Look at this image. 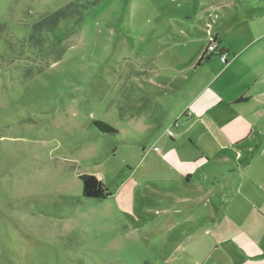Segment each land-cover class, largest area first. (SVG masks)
I'll use <instances>...</instances> for the list:
<instances>
[{"label": "rangeland", "instance_id": "374dc122", "mask_svg": "<svg viewBox=\"0 0 264 264\" xmlns=\"http://www.w3.org/2000/svg\"><path fill=\"white\" fill-rule=\"evenodd\" d=\"M91 1L61 43L44 27ZM166 1L0 0V264H172L181 232L232 205L225 178L264 176L260 152L248 166L250 149L225 163L198 146L210 118L198 127L186 110L210 80V57L191 65L209 36L161 23ZM82 174L110 195L85 197ZM239 214L219 224H264Z\"/></svg>", "mask_w": 264, "mask_h": 264}, {"label": "crops", "instance_id": "0c3cea01", "mask_svg": "<svg viewBox=\"0 0 264 264\" xmlns=\"http://www.w3.org/2000/svg\"><path fill=\"white\" fill-rule=\"evenodd\" d=\"M162 9L161 23L185 24L183 28L192 35L200 21L207 28L202 33L217 47L210 56H204L206 49L197 52L191 64L199 65L210 57V80L200 84L186 110L198 127L205 117L210 118V139L197 135L198 146L201 150L210 146V156L220 162L231 163L230 152L240 159L244 149H250L248 166L257 162L259 154L264 160V0H167ZM174 35L179 41L173 45H180L182 37ZM221 53L228 63L222 62ZM254 132L262 139L251 142ZM261 166L264 169V162ZM220 186L217 193L232 205L215 211L220 217L215 224L181 232L172 264H264V224H219L243 217L239 212L249 206L256 218H264V176L229 177ZM238 198L246 204H236ZM184 232L190 234L184 236ZM187 240L189 245H185Z\"/></svg>", "mask_w": 264, "mask_h": 264}, {"label": "trees", "instance_id": "16d2710c", "mask_svg": "<svg viewBox=\"0 0 264 264\" xmlns=\"http://www.w3.org/2000/svg\"><path fill=\"white\" fill-rule=\"evenodd\" d=\"M95 1L88 2L86 4L71 3L58 11L48 15L45 18L44 27L53 34L56 41L61 43L63 40L73 36L81 26L87 11L95 4ZM63 22L67 24V28L62 30L58 25ZM245 98H240L243 100ZM100 129L104 126L97 124ZM105 131H110L105 127ZM80 179L83 184V195L87 198L95 200H103L110 195V189L107 185L97 178L95 175L82 174Z\"/></svg>", "mask_w": 264, "mask_h": 264}, {"label": "built area", "instance_id": "2783aa9c", "mask_svg": "<svg viewBox=\"0 0 264 264\" xmlns=\"http://www.w3.org/2000/svg\"><path fill=\"white\" fill-rule=\"evenodd\" d=\"M216 52H217L216 44L213 42H210L208 47L206 48V50L204 52V56H210L211 54L216 53ZM220 55H221L222 62L228 63V59H227L226 55L222 54V53Z\"/></svg>", "mask_w": 264, "mask_h": 264}]
</instances>
